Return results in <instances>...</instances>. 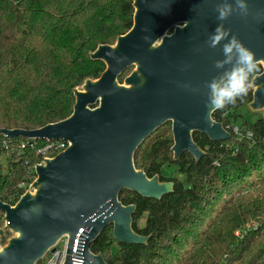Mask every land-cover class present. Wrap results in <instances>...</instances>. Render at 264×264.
<instances>
[{"label":"trees","instance_id":"16d2710c","mask_svg":"<svg viewBox=\"0 0 264 264\" xmlns=\"http://www.w3.org/2000/svg\"><path fill=\"white\" fill-rule=\"evenodd\" d=\"M134 12V0H0V130H37L71 117L75 88L107 68L91 54L126 34ZM262 71L257 65L250 80ZM253 95L250 86L243 99L214 113L229 140L194 133L205 151L199 161L188 151L174 158L171 121L143 141L134 154L136 168L174 183L161 199L119 193L123 205H136L132 227L149 236L148 243H121L108 225L91 251L108 264H264V195L252 193L258 181L264 185V118L246 115ZM234 126L253 136L236 134ZM25 141L35 148L22 150ZM48 143L0 134V157H7L6 170L0 164V200L16 204L34 182L36 164L61 152L44 150ZM4 216L0 211V225Z\"/></svg>","mask_w":264,"mask_h":264},{"label":"water","instance_id":"95a60500","mask_svg":"<svg viewBox=\"0 0 264 264\" xmlns=\"http://www.w3.org/2000/svg\"><path fill=\"white\" fill-rule=\"evenodd\" d=\"M218 2L134 0L133 27L114 45L102 44L91 54L107 68L98 79L87 78L75 88L71 117L37 130H0L10 138L68 143L57 156L36 164L35 194L28 188L14 205L0 200L7 221L0 226V264H38L63 237L68 245L63 264H75L74 243L82 228H92L82 243L83 264H108L101 253L91 251L92 241L108 225L121 243H148L149 236L132 227L136 205H123L119 193L129 189L161 199L174 183L162 182L157 174L149 178L136 168L134 154L141 143L171 121L174 158L188 151L199 161L205 151L195 142V132L213 141L231 138L214 120L216 111H209L205 87L220 71L215 61L223 59L220 47L207 44L220 23L214 11ZM247 2V17L234 14L224 24L263 67L251 81L254 95L248 108L257 111L264 109V0ZM135 65L136 71L124 79L127 85L119 84V75ZM33 204L43 206L41 214L23 219L21 210ZM50 211L59 215L54 218ZM9 231L17 236L4 242Z\"/></svg>","mask_w":264,"mask_h":264},{"label":"clouds","instance_id":"9594fccd","mask_svg":"<svg viewBox=\"0 0 264 264\" xmlns=\"http://www.w3.org/2000/svg\"><path fill=\"white\" fill-rule=\"evenodd\" d=\"M214 11L220 23L209 34L207 44L213 49L220 47L223 59H218L214 63V67L220 70L218 74L205 82V87L208 89L207 106L210 112L222 110L228 105H234L238 99H243L251 86L250 77L257 70L255 54L224 24L234 14L241 17L249 15L247 0H219ZM144 39L148 40L149 37L146 36ZM183 87L194 92L199 91L198 88H192L188 84ZM42 210V205L33 204L22 209L20 215L23 219L30 220L33 214L39 215ZM50 215L55 218L59 213L50 211Z\"/></svg>","mask_w":264,"mask_h":264},{"label":"built area","instance_id":"2783aa9c","mask_svg":"<svg viewBox=\"0 0 264 264\" xmlns=\"http://www.w3.org/2000/svg\"><path fill=\"white\" fill-rule=\"evenodd\" d=\"M234 131L236 134H239L240 136L243 135V133L240 130V127L234 126ZM246 138H251L253 136L251 131H247L245 133ZM34 140V139H33ZM68 143L63 140H57V141H49L47 145L43 147L44 150H48L50 148H59L61 151L67 149ZM26 147L35 148V143L31 141H25L21 143L20 148L24 150ZM9 157V154L7 155ZM33 172H36V166L33 169ZM4 213V212H3ZM7 223L5 220V216L3 217V223L0 226H3ZM252 225H247L246 228L241 231H237V236L241 233H246L248 230L252 229ZM92 228H82L75 240V248H74V255H73V261L75 264H83L82 257H81V250L83 248V241L86 237L87 233H90ZM67 238L63 237L60 239V241L56 244V246L51 249L48 253L45 254L44 258L38 262H41L40 264H63V260L66 256L67 252Z\"/></svg>","mask_w":264,"mask_h":264},{"label":"rangeland","instance_id":"374dc122","mask_svg":"<svg viewBox=\"0 0 264 264\" xmlns=\"http://www.w3.org/2000/svg\"><path fill=\"white\" fill-rule=\"evenodd\" d=\"M137 69V66H132L131 67V71L129 73H127L125 75V77L123 78V81L122 82H119V84L121 85H127L125 82H124V79L131 75L132 73H134ZM250 110V112L248 110H246L245 112L247 113V117L249 120L251 121H254L255 119H257L258 117L264 115V109H259L257 111H253L251 110L250 108H248ZM0 164L1 166H3L4 170H6L7 168V157L6 156H1L0 157ZM29 191L32 193V194H35L36 191H37V188L35 187L34 183H32L29 187ZM252 193L255 195V196H259V197H262L264 195V185L262 183H260L259 181L257 182L256 186L253 188V191ZM145 221L146 219L145 218H142L139 222V226H144L145 224ZM7 224V223H6ZM256 223H249V225H255ZM14 237V236H17V232L16 231H9V232H6V236H3V239H4V242L7 241V239H9L10 237Z\"/></svg>","mask_w":264,"mask_h":264}]
</instances>
